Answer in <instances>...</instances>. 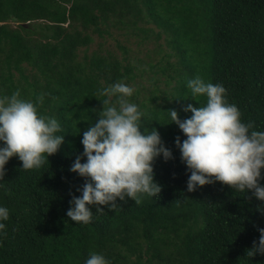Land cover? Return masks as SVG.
<instances>
[{
    "label": "trees",
    "instance_id": "trees-1",
    "mask_svg": "<svg viewBox=\"0 0 264 264\" xmlns=\"http://www.w3.org/2000/svg\"><path fill=\"white\" fill-rule=\"evenodd\" d=\"M119 37L144 53L131 54ZM196 75L223 84L242 121L264 130V0H0V94L44 93L39 111L64 135L39 169L20 168L15 155L5 164L0 264H83L93 251L110 264H264V254L247 255L264 202L220 181L187 191L190 171L174 143L185 135L168 109L184 119V106L205 103L187 87ZM117 81L135 89L128 99L144 113L140 130L157 128L172 158L153 162L155 196L92 206L90 223L74 222L66 210L85 178L69 167L109 99L101 90Z\"/></svg>",
    "mask_w": 264,
    "mask_h": 264
},
{
    "label": "clouds",
    "instance_id": "clouds-1",
    "mask_svg": "<svg viewBox=\"0 0 264 264\" xmlns=\"http://www.w3.org/2000/svg\"><path fill=\"white\" fill-rule=\"evenodd\" d=\"M187 87L193 99L198 95L206 97L203 105L184 106L183 111L191 112L184 119L179 118L177 110L168 109L169 122L185 135L182 141L177 136L174 143L186 171H190L187 191L220 181L241 192L251 190L264 202V184L260 183L264 179V130H257L253 121H242L239 108L228 101L223 84L196 75L188 79ZM134 90L121 81L101 90V95L109 99L102 101L95 122L83 131V152L69 167V171L85 178L77 189L80 195H71L69 200L66 216L71 221L88 224L93 219L92 206L96 212H103L100 206L113 209L117 198L136 199L142 194L153 197L161 190L154 179L153 162L158 156L172 158V151L157 128L140 130L144 113L128 99ZM44 96L40 93L35 100L26 99L19 89L0 94V180L5 175L6 162L14 155L22 162L20 168L39 169L62 144L61 123L39 111ZM81 156L86 157L83 162ZM257 209L264 213V207L258 205ZM8 218L9 209L0 205V234ZM257 230L258 242L253 241L247 249L249 257L264 254V227ZM83 264H110V260L93 251Z\"/></svg>",
    "mask_w": 264,
    "mask_h": 264
},
{
    "label": "rangeland",
    "instance_id": "rangeland-1",
    "mask_svg": "<svg viewBox=\"0 0 264 264\" xmlns=\"http://www.w3.org/2000/svg\"><path fill=\"white\" fill-rule=\"evenodd\" d=\"M96 40L97 39H95L94 42H92V46H96V43L99 41V40L98 41H96ZM120 40H122L121 42H124V44L129 45L131 47V51H130L131 54L141 56L144 53V48L138 46V44L135 43L134 41L126 42V41H124L123 37H119V41ZM161 41L163 43V39L160 38L159 42H161ZM115 43L116 42L114 40H109V45H111L112 48L116 47ZM163 46H165V45H163ZM151 47H154V44L152 42L148 45V48H151ZM116 50L119 53V50L118 49H116ZM131 56L129 55V57H131ZM171 59L174 60L173 58H171ZM142 82H146V80L143 79Z\"/></svg>",
    "mask_w": 264,
    "mask_h": 264
}]
</instances>
